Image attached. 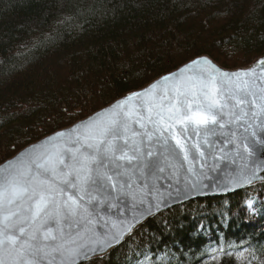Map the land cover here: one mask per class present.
Returning a JSON list of instances; mask_svg holds the SVG:
<instances>
[{
    "label": "trees",
    "instance_id": "obj_1",
    "mask_svg": "<svg viewBox=\"0 0 264 264\" xmlns=\"http://www.w3.org/2000/svg\"><path fill=\"white\" fill-rule=\"evenodd\" d=\"M264 54V0H0V163L186 61ZM82 264H264V182L174 206Z\"/></svg>",
    "mask_w": 264,
    "mask_h": 264
},
{
    "label": "snow or ice",
    "instance_id": "obj_2",
    "mask_svg": "<svg viewBox=\"0 0 264 264\" xmlns=\"http://www.w3.org/2000/svg\"><path fill=\"white\" fill-rule=\"evenodd\" d=\"M250 75L251 72H240L230 76L211 69L206 74L187 77V82L184 76L176 77L166 107L162 101H153L151 106L143 109L149 113L147 120L153 125L151 132L143 122L145 117L132 120L128 112L124 114L125 120L113 118L85 125L83 141L79 135L73 141L81 144L80 147L54 145L34 155L31 163L39 170L35 173L31 166L19 176L3 175L2 172L8 170H0V249L14 255L12 264H42L43 261L52 264L56 254L74 256L78 249L70 245L78 243L81 231L77 229L85 222L92 223L91 217L96 211H90L88 205H103L106 200L100 197L106 189L122 191L123 181L132 179L130 173L143 174L149 167L163 172L156 161L151 165L148 163L153 152H143L138 136H146L151 141L153 133H159L164 144L174 139L176 148L184 153L183 159L191 164L190 149H195L203 158L200 143L214 147L210 138L218 134L217 128L244 124L248 125L244 128L248 132L253 127L250 120L264 117V88L253 91L249 82L243 79ZM172 79L165 77L166 81ZM155 88L154 85L148 93L138 95H149ZM154 109L158 110L154 112ZM224 116H228L226 122L221 120ZM129 120L139 124L144 132H130ZM176 125H180L179 132H176ZM190 129L198 141L189 146L185 138ZM251 135L255 136V132ZM244 150H248L246 144ZM0 264L9 262L0 257Z\"/></svg>",
    "mask_w": 264,
    "mask_h": 264
},
{
    "label": "water",
    "instance_id": "obj_3",
    "mask_svg": "<svg viewBox=\"0 0 264 264\" xmlns=\"http://www.w3.org/2000/svg\"><path fill=\"white\" fill-rule=\"evenodd\" d=\"M197 61L201 63L196 64ZM205 61H207L206 64ZM262 61H264V54L246 66L227 69L218 65L207 55L194 57L177 68L154 78L146 85L119 96L86 117L24 146L13 156L1 162L0 170H8L3 171V175L10 173L19 176L21 171L26 172L31 166L35 173L39 170L31 163L34 155H39L54 145L80 147L81 144L73 143V141L78 135L81 136V142L83 141L82 132L85 125L113 118L125 120L127 118L124 114L128 112L131 113L132 120L140 116L145 117L143 122L151 132L153 125L147 120L149 113L143 109L151 106L153 101L156 103L162 101L166 107L172 97L175 78L179 76H184L186 80L190 76L206 74L211 69L230 76L240 72H251L252 75L245 76L243 79L249 82L253 91L259 92L261 88H264V63H261ZM165 77H173V79L166 81ZM233 79H235L234 76ZM154 85L156 88L149 95H138L148 93ZM165 92L168 94L164 95ZM129 97H135V99L129 100ZM121 104L124 105L123 108L118 107ZM134 109L138 110L134 111ZM156 110L158 109H154V112ZM153 119H155L154 115ZM221 120L226 122L228 116L222 117ZM249 122L253 127L249 128L248 132L244 131V128L248 127L244 124H232L223 129L217 128L218 134L210 138V144L215 145L214 147L200 143V150L204 152L203 158L195 149H190L191 164L183 159L184 153L176 148L174 139H169L167 144H164L163 140L159 139V133H153L151 141H148L146 136H138L137 140L142 141L140 147L143 152L147 153L149 150L153 152L148 163L151 165L152 161H156L164 169L163 172L156 171L153 167L145 168L143 174L138 171L130 173L132 179L123 181L125 187L122 191L106 189L100 197L106 200L103 205L99 203L88 205L90 211L93 209L96 211L91 217L92 223L85 222L77 229L81 231V236L77 238L78 243L70 245L78 249L76 254L71 257H68L67 253L64 256L56 254L52 264H82L96 257H104L120 246L147 221L163 211L195 198L219 197L249 188L257 183H263L264 117L252 119ZM129 123L130 132H144L139 124L131 123V120ZM179 131L180 125H176V132ZM253 131L255 136L251 135ZM61 133L64 135L61 136ZM164 135L166 136L167 133ZM202 135L201 133V138ZM197 141L198 138L190 129L185 138L186 144L190 146ZM245 144L247 151L244 150ZM82 150L88 151L87 149ZM13 165L16 167H11ZM125 167L131 168L132 166L125 165ZM48 178L50 179V176ZM128 184H131V187H128ZM0 257L6 259L9 264H12L15 258L3 249H0ZM42 264H47V261H43Z\"/></svg>",
    "mask_w": 264,
    "mask_h": 264
},
{
    "label": "bare ground",
    "instance_id": "obj_4",
    "mask_svg": "<svg viewBox=\"0 0 264 264\" xmlns=\"http://www.w3.org/2000/svg\"><path fill=\"white\" fill-rule=\"evenodd\" d=\"M227 195H228V194H227ZM222 196H225V195H222ZM219 197H220V196H219ZM200 198H205V197H200ZM200 198H195V199H200ZM195 199H194V200H195ZM191 201H192V200H191Z\"/></svg>",
    "mask_w": 264,
    "mask_h": 264
},
{
    "label": "rangeland",
    "instance_id": "obj_5",
    "mask_svg": "<svg viewBox=\"0 0 264 264\" xmlns=\"http://www.w3.org/2000/svg\"><path fill=\"white\" fill-rule=\"evenodd\" d=\"M87 262H89V261H87ZM86 263V262H85Z\"/></svg>",
    "mask_w": 264,
    "mask_h": 264
}]
</instances>
